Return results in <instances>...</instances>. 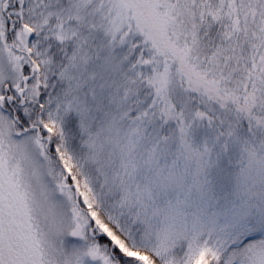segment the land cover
<instances>
[{
    "label": "snow or ice",
    "instance_id": "obj_1",
    "mask_svg": "<svg viewBox=\"0 0 264 264\" xmlns=\"http://www.w3.org/2000/svg\"><path fill=\"white\" fill-rule=\"evenodd\" d=\"M0 264H264V0H0Z\"/></svg>",
    "mask_w": 264,
    "mask_h": 264
}]
</instances>
